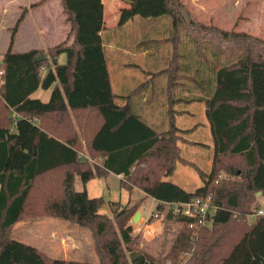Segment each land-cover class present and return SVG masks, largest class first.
I'll return each mask as SVG.
<instances>
[{"label": "trees", "instance_id": "1", "mask_svg": "<svg viewBox=\"0 0 264 264\" xmlns=\"http://www.w3.org/2000/svg\"><path fill=\"white\" fill-rule=\"evenodd\" d=\"M153 2L131 0L123 16L151 13L171 19L172 38L137 45L148 50L153 41L172 43V58L157 73L165 76L168 89L164 130L134 110L139 90L126 96L113 90L102 0H61L73 42L48 48V57L39 62L40 50H13L26 11L21 14L1 62L0 264H264V214L249 220L258 212V193L264 198V39L188 19L182 0H158L157 9ZM184 40L200 60L193 72L181 64ZM39 89H51L49 101L32 97ZM193 102L204 104L210 125L209 172L183 159L179 145L195 128L178 125L177 117L188 111L176 106ZM179 162L201 177L195 191L169 180ZM111 173L121 176L124 189L138 188L155 199L157 210L181 225L165 256L139 249L131 224L136 206L113 219L100 212L102 197L89 196L87 184ZM207 196L217 207L208 225L175 212L174 204ZM41 218L88 229L99 261L51 258L13 239L17 223ZM184 253L188 260L178 262Z\"/></svg>", "mask_w": 264, "mask_h": 264}, {"label": "rangeland", "instance_id": "2", "mask_svg": "<svg viewBox=\"0 0 264 264\" xmlns=\"http://www.w3.org/2000/svg\"><path fill=\"white\" fill-rule=\"evenodd\" d=\"M42 1L0 0V72H3L1 62L4 53L9 48L14 27L24 11L26 13L24 12V17L15 34L14 51L20 52L35 48L41 51L40 54L48 57L46 53L48 48L62 43L72 44L74 35L68 25V23L70 25L71 23L64 11L61 0ZM39 2L41 3L37 7H31L32 4ZM108 2L109 0H106V3ZM182 2L184 13L188 19L206 25L217 23L225 30L234 29L235 31L250 32L264 39V4L258 3L257 0L234 2L230 4L229 8L228 0L227 2L226 0H182ZM153 3L155 9H157L158 0H154ZM131 5V0L118 1L116 5H112L113 8L109 15L107 13L105 19V30L112 29L109 32L111 35H108V37H111L110 40L115 42L119 48L127 50V54H125L117 49L112 52L109 47H106L112 85L114 86L113 90L120 96H126L136 89L139 90L140 93L134 98V110L146 119V110L154 109L155 117L156 115L159 117L156 128L166 129L167 83L166 81L164 83V78H160L162 83L165 84V88L162 91L159 82L158 84L154 83V92L150 94L148 89L150 90L149 87L153 78L151 73H148L151 68L147 66V63H152V60H154L157 69L153 70L164 69L173 55L172 43L153 41L149 47L150 55L148 52L145 55L138 52L137 45L148 40L172 38L171 19L167 15H162L149 22L139 16L133 18L129 15L123 16V13L131 8ZM145 9L144 6L143 12ZM183 38L185 39V36ZM112 45L115 44L112 43ZM181 47V53L186 56L182 59L181 64H188L191 67L190 71L193 72L200 62L199 58L196 57L194 46L184 40ZM112 48H115V46ZM64 62L65 55H61L59 63ZM129 62L133 65H126ZM134 64L136 65L134 66ZM45 73L46 71L42 70V75H45ZM146 86L147 89H145ZM179 92L178 88L174 91V94H179ZM50 95L51 89H39L33 97L47 102ZM144 97L146 99H143ZM117 102L123 104L125 99H118ZM176 108L178 110L183 109L181 106H176ZM184 108L186 109V107ZM189 109L192 110L193 114L189 113L184 117L182 116V119H180L182 126L180 127H185V130L193 128L195 130L184 134L183 140L179 141L182 158L190 164L198 165L205 172H209L212 163L213 141L210 125L205 116V107L203 103L196 102ZM155 112L158 114H155ZM196 125L198 126L196 127ZM186 142L189 144H186ZM190 164L177 163L176 169L169 180L179 184L187 191L193 192L203 184V181ZM223 176H225L224 173H222V178ZM120 181L121 179L117 175L111 173L107 177L91 180L86 188L90 197H102L105 200L100 212L113 219L126 209L136 206L135 210L141 211L143 218L138 223H133L131 219V224L133 226L132 236H138L136 241H138L139 249L149 256H165L181 225L168 220L166 212H159L157 204L146 197L140 189L133 188L132 191H128L121 187ZM76 189H82L79 180L76 183ZM258 198L257 211L264 209V198L260 196ZM255 216H257V213L249 217L250 222H253ZM151 219L153 220L151 221ZM11 235L15 240L37 247L51 258L92 263L99 261L90 231L71 222L56 218L27 220L17 223L12 228ZM124 253L125 256L129 255L125 249ZM189 256V254H182L178 262L185 263Z\"/></svg>", "mask_w": 264, "mask_h": 264}, {"label": "crops", "instance_id": "3", "mask_svg": "<svg viewBox=\"0 0 264 264\" xmlns=\"http://www.w3.org/2000/svg\"><path fill=\"white\" fill-rule=\"evenodd\" d=\"M35 1H38V0H35ZM47 1H49V0H47ZM118 1H120V0H109V2L108 3H106V0H102V2H103V6H104V21H103V27H102V33L104 34V35H111V34H109V32L112 30V29H106L105 30V19H106V17H107V13H108V15H109V13L111 12V10H112V5H116V3L118 2ZM247 0H228V8H229V6H230V4H232V3H234V2H246ZM258 1V3H260V4H264V0H257ZM226 2H227V0H226ZM232 8V7H231ZM136 16H139V17H142L143 19H145L146 21H152L153 20V18H154V16H153V14H151V13H149V14H147L146 16H143V15H136ZM67 17V16H66ZM68 25H69V27H71V25L68 23ZM214 25H216V26H219L220 27V25H218L217 23L216 24H214ZM71 30V29H70ZM250 33V32H249ZM74 38V37H73ZM112 43H114L115 45H112ZM115 46V48H112V47H114ZM106 47H109V49H111L112 50V52L115 50V49H117V50H120V51H123L125 54H127V50L126 49H122V48H119L118 47V45L115 43V42H110V43H108L107 45H106ZM33 49H35V48H33ZM14 50V49H13ZM29 50H32V49H29ZM29 50H26V51H29ZM149 50L150 49H148V50H138V52H142V53H144V55L148 52V54L150 55L151 53H149ZM106 51H107V48H106ZM19 52V51H18ZM20 52H25L24 50L23 51H20ZM123 65V64H122ZM126 65H133V63H131V62H129V63H127ZM136 64H134V66H135ZM147 66L149 67V68H151L150 69V71H148V73H151V77L153 78V80H152V83H151V85H150V90L148 89V92L150 93V94H152L153 92H154V90H153V86H154V83L155 84H158V82H159V85L160 86H162V91H163V89L165 88V84H163L162 83V81L160 80V78H164V83H165V81H166V78H165V76L164 75H160V74H157L159 71H161V70H153V69H157L156 68V66H157V64L155 65V62H154V60H152V63H150V62H148L147 63ZM132 67V66H131ZM114 87V86H113ZM145 89H147V86H146V88ZM50 90V89H49ZM39 91V90H38ZM37 93V91L33 94V95H35ZM51 96V95H50ZM120 96V95H119ZM33 97V96H32ZM143 99H146L145 97L143 98ZM198 103V102H197ZM194 104H196V102H193V103H191V104H188V105H184L183 103L182 104H179V105H177V106H181L183 109H185L184 107H186V109L185 110H187L188 111V113H185V114H183V115H181L180 117H178V125L179 126H182V124L180 123L181 121H180V119H182V116L184 117V115H186V114H189V113H191V114H193V112H192V110L191 109H189V107L191 106L192 107V105H194ZM188 107V108H187ZM183 109H180V110H183ZM153 110L154 109H150V110H146V112H145V120L147 121V123H149L150 125H152V126H155V127H157L158 126V123H159V117H158V115H156V117H155V115H154V112H153ZM155 114H158L157 112H155ZM182 123H184V122H182ZM193 127H195V126H193ZM181 128H183V129H185V127H181ZM161 130H164L162 127L160 128ZM186 144H188V143H186ZM181 147V146H180ZM212 157H213V153H212ZM118 176V175H117ZM119 178H121V176H118ZM154 203H158L155 199H153L152 197H149ZM141 212V211H140ZM141 218H143L142 217V214H141Z\"/></svg>", "mask_w": 264, "mask_h": 264}, {"label": "built area", "instance_id": "4", "mask_svg": "<svg viewBox=\"0 0 264 264\" xmlns=\"http://www.w3.org/2000/svg\"><path fill=\"white\" fill-rule=\"evenodd\" d=\"M3 72H0V79ZM175 212L180 213L188 218L195 219L202 225H208L215 214L217 207L213 204L211 196L195 198L184 204H174ZM258 215L264 214V209H259ZM192 226V225H191Z\"/></svg>", "mask_w": 264, "mask_h": 264}, {"label": "water", "instance_id": "5", "mask_svg": "<svg viewBox=\"0 0 264 264\" xmlns=\"http://www.w3.org/2000/svg\"><path fill=\"white\" fill-rule=\"evenodd\" d=\"M45 59H46V56L44 54H40L38 57H36L35 61L39 62V61H43ZM258 196H261V193H258ZM140 219H141V212L136 211V213L132 217V222L138 223L140 221Z\"/></svg>", "mask_w": 264, "mask_h": 264}]
</instances>
